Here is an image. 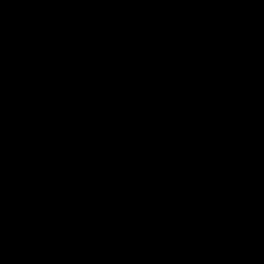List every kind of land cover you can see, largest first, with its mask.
<instances>
[{
    "label": "water",
    "instance_id": "1",
    "mask_svg": "<svg viewBox=\"0 0 264 264\" xmlns=\"http://www.w3.org/2000/svg\"><path fill=\"white\" fill-rule=\"evenodd\" d=\"M0 264H264V0H0Z\"/></svg>",
    "mask_w": 264,
    "mask_h": 264
}]
</instances>
